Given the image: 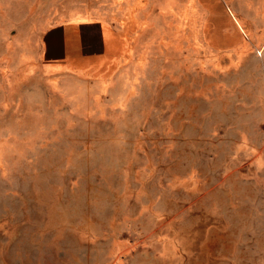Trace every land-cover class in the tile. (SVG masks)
<instances>
[{
  "label": "rangeland",
  "instance_id": "374dc122",
  "mask_svg": "<svg viewBox=\"0 0 264 264\" xmlns=\"http://www.w3.org/2000/svg\"><path fill=\"white\" fill-rule=\"evenodd\" d=\"M0 264H264V0H0Z\"/></svg>",
  "mask_w": 264,
  "mask_h": 264
},
{
  "label": "crops",
  "instance_id": "0c3cea01",
  "mask_svg": "<svg viewBox=\"0 0 264 264\" xmlns=\"http://www.w3.org/2000/svg\"><path fill=\"white\" fill-rule=\"evenodd\" d=\"M103 35L104 30L98 20L76 19L53 23L39 33L38 48L31 55L39 58L41 69L46 67L47 59L69 57L72 52L83 58L101 49Z\"/></svg>",
  "mask_w": 264,
  "mask_h": 264
}]
</instances>
